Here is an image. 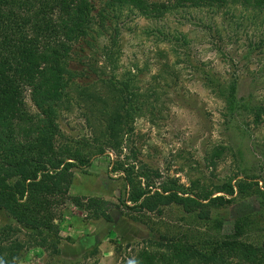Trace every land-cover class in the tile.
<instances>
[{"label":"rangeland","instance_id":"1","mask_svg":"<svg viewBox=\"0 0 264 264\" xmlns=\"http://www.w3.org/2000/svg\"><path fill=\"white\" fill-rule=\"evenodd\" d=\"M72 48L68 67L78 73L56 107L57 140L87 154L89 164L71 169L68 194L107 200L111 220L91 218L66 201L57 209L56 233L39 246L37 235L0 209V245L23 243L18 260L0 264H133L137 251L149 249L161 234L200 246L207 238L232 233L235 219L245 215L255 216L247 239L259 240L264 112L254 121L249 109L264 106V11L238 3L144 17L121 6L109 9L104 24L92 27ZM231 82L237 101L228 113L219 92ZM124 91L137 93L140 106L146 100L148 108L119 111V124L110 121L116 128L112 137L99 109L124 97ZM24 99L32 109L27 92ZM219 147L221 154L214 156ZM120 162L131 167V179L151 190L173 183L215 196L224 195L230 183L234 199L210 207L207 221L175 204L159 214L134 212L121 202L127 187ZM238 183L250 187L239 191Z\"/></svg>","mask_w":264,"mask_h":264},{"label":"trees","instance_id":"2","mask_svg":"<svg viewBox=\"0 0 264 264\" xmlns=\"http://www.w3.org/2000/svg\"><path fill=\"white\" fill-rule=\"evenodd\" d=\"M238 3L264 11V0H0V209L37 235L36 245L43 246L45 236L56 233L57 209L66 201L91 218L111 220L107 200L68 194L71 169L89 164L87 154L57 140L60 133L55 122L56 107L63 101L68 81L78 73L68 67L73 44L85 38L92 27L103 25L112 8L131 6L144 17H159L181 7ZM234 89L231 82L219 92L228 113L236 107ZM25 92L32 109L26 104ZM140 103L137 93L126 91L118 101L103 103L99 112L107 117L104 131L114 137L116 128L111 124H119V111L131 114L148 108L146 100L141 106ZM238 107L246 108L243 104ZM249 110L256 121L264 106ZM221 151V147L214 148L212 153L218 156ZM95 152L100 153V148ZM118 165L125 171L127 187L122 205L134 212L159 214L162 207L175 204L207 221L210 207L224 206L234 199L230 183L226 184L224 195L215 196L173 183L151 190L148 184L141 186L129 177L131 167H124L121 162ZM249 187L250 184H237L239 191ZM258 191L264 200V192ZM253 217H238L232 233L207 238L200 246L161 234L158 241L150 242L149 249L137 251L133 264H264V234L256 241L245 235ZM22 246L23 243L0 245V260H18Z\"/></svg>","mask_w":264,"mask_h":264}]
</instances>
